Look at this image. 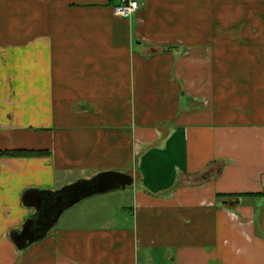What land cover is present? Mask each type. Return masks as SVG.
<instances>
[{
  "label": "crops",
  "instance_id": "1",
  "mask_svg": "<svg viewBox=\"0 0 264 264\" xmlns=\"http://www.w3.org/2000/svg\"><path fill=\"white\" fill-rule=\"evenodd\" d=\"M138 1L0 0V264H264V0ZM104 171L19 250L28 189Z\"/></svg>",
  "mask_w": 264,
  "mask_h": 264
},
{
  "label": "water",
  "instance_id": "2",
  "mask_svg": "<svg viewBox=\"0 0 264 264\" xmlns=\"http://www.w3.org/2000/svg\"><path fill=\"white\" fill-rule=\"evenodd\" d=\"M133 181L128 173L104 171L90 178L78 179L55 191L28 189L23 196V202L27 207L34 208L35 213L30 215L22 228L11 232V238L19 250H24L44 239L66 209L91 195L125 189Z\"/></svg>",
  "mask_w": 264,
  "mask_h": 264
},
{
  "label": "built area",
  "instance_id": "3",
  "mask_svg": "<svg viewBox=\"0 0 264 264\" xmlns=\"http://www.w3.org/2000/svg\"><path fill=\"white\" fill-rule=\"evenodd\" d=\"M139 8L138 0H117L114 11L122 17H130Z\"/></svg>",
  "mask_w": 264,
  "mask_h": 264
},
{
  "label": "trees",
  "instance_id": "4",
  "mask_svg": "<svg viewBox=\"0 0 264 264\" xmlns=\"http://www.w3.org/2000/svg\"><path fill=\"white\" fill-rule=\"evenodd\" d=\"M11 153H14V152H11ZM21 154H37V152H19ZM229 195H226V194H219L218 197H228Z\"/></svg>",
  "mask_w": 264,
  "mask_h": 264
}]
</instances>
